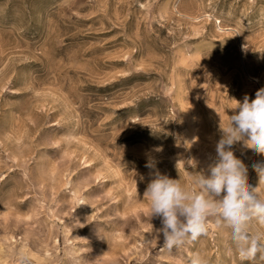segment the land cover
<instances>
[{"label":"rangeland","instance_id":"obj_1","mask_svg":"<svg viewBox=\"0 0 264 264\" xmlns=\"http://www.w3.org/2000/svg\"><path fill=\"white\" fill-rule=\"evenodd\" d=\"M261 87L264 0H0V264H241L214 216L162 247L145 164L191 187Z\"/></svg>","mask_w":264,"mask_h":264},{"label":"clouds","instance_id":"obj_2","mask_svg":"<svg viewBox=\"0 0 264 264\" xmlns=\"http://www.w3.org/2000/svg\"><path fill=\"white\" fill-rule=\"evenodd\" d=\"M226 126L220 123V139L215 145L216 157L206 170L193 177L192 186L172 179L156 168L149 157V181L143 198L150 208V219L161 220L163 245L171 252L188 242H195L208 233V218L216 217L217 227L230 229L231 250L241 264H252L257 258L264 260V231H251L253 225L264 229V160L251 165L259 176L258 186L248 182V166L234 154V146L242 144L256 155L264 157V87L255 98L245 95L235 100ZM140 179L143 181L144 176ZM15 264H31V256L23 250L15 256ZM189 264H208L207 259L194 255Z\"/></svg>","mask_w":264,"mask_h":264}]
</instances>
